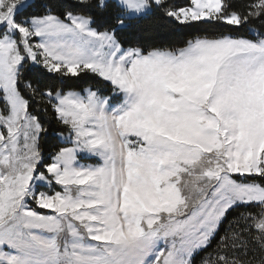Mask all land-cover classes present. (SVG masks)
<instances>
[{
    "label": "snow or ice",
    "instance_id": "1",
    "mask_svg": "<svg viewBox=\"0 0 264 264\" xmlns=\"http://www.w3.org/2000/svg\"><path fill=\"white\" fill-rule=\"evenodd\" d=\"M256 21L264 0H0V264H191L240 207L205 264H264Z\"/></svg>",
    "mask_w": 264,
    "mask_h": 264
},
{
    "label": "trees",
    "instance_id": "2",
    "mask_svg": "<svg viewBox=\"0 0 264 264\" xmlns=\"http://www.w3.org/2000/svg\"><path fill=\"white\" fill-rule=\"evenodd\" d=\"M250 2H251V0H234V3L241 6V10H243V6L247 5ZM262 28H264V25H262L259 21H256V22L251 23L248 26V28H245L243 33H241V34L247 35V36H249V38H252L249 35V33L252 31H260ZM20 87H21V90H22L23 94L25 95V97L29 98V100H30V111H32L33 113L40 114L41 118L46 121L45 127L48 126L47 122H49V121L54 123L51 108L48 107L46 105V103L44 101L40 100L39 98L32 99L31 94L27 90L24 89L23 83H21ZM100 87H102V86H100ZM103 90L106 93L108 92V89H103ZM46 107L48 108L47 115L44 114ZM56 126L59 127V125H56ZM46 146H47V142H44V144H43L44 150H46ZM245 211H246V209L244 207H240V208H236L235 210H231L229 212L226 220L222 224V226L219 230V235L217 236V238L215 240H213L210 247L201 251L193 259L192 264H205L206 260L213 258L215 255L217 244L219 243V237L223 236L225 234V232L228 230L230 225L235 226V223L238 220V218L240 217L241 213L245 212ZM253 211H257V210L253 209Z\"/></svg>",
    "mask_w": 264,
    "mask_h": 264
},
{
    "label": "rangeland",
    "instance_id": "3",
    "mask_svg": "<svg viewBox=\"0 0 264 264\" xmlns=\"http://www.w3.org/2000/svg\"><path fill=\"white\" fill-rule=\"evenodd\" d=\"M181 3H184L185 0H180ZM4 109V104H3V101L0 100V110H3ZM52 150L51 148V143L50 142H47V146H46V150H44L45 152V155H48L50 153V151ZM99 158H93L92 160H88V161H81V163H88V164H97L99 163ZM231 211V210H230ZM204 250V249H203ZM203 250H199L197 253H195L190 259H191V264H192V261L193 259Z\"/></svg>",
    "mask_w": 264,
    "mask_h": 264
}]
</instances>
